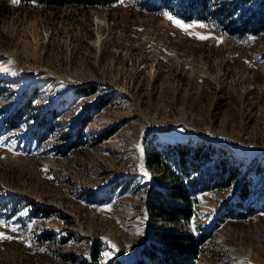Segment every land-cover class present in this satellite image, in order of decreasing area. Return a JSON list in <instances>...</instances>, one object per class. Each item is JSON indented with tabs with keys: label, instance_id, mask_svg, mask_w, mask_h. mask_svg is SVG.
Returning a JSON list of instances; mask_svg holds the SVG:
<instances>
[{
	"label": "rangeland",
	"instance_id": "374dc122",
	"mask_svg": "<svg viewBox=\"0 0 264 264\" xmlns=\"http://www.w3.org/2000/svg\"><path fill=\"white\" fill-rule=\"evenodd\" d=\"M207 2L264 14V0ZM136 3L0 0V264H132L168 226L148 214L165 184L146 146L178 143L211 144L249 182L245 215L225 208L240 179L198 196L193 228L210 236L196 264H264V29L241 40L187 20V0ZM180 116L196 134L169 125Z\"/></svg>",
	"mask_w": 264,
	"mask_h": 264
},
{
	"label": "trees",
	"instance_id": "16d2710c",
	"mask_svg": "<svg viewBox=\"0 0 264 264\" xmlns=\"http://www.w3.org/2000/svg\"><path fill=\"white\" fill-rule=\"evenodd\" d=\"M22 4H35L43 10L61 13L64 8L72 7L87 9L88 7L111 8L123 2L136 6L137 0H18ZM149 1V0H142ZM153 8L159 10L165 2L174 0H153ZM187 0L182 8L186 19H200L219 25L226 35L237 39L256 36L264 29V14L250 13L248 16L233 17L234 8L223 12L221 8L208 10L207 0ZM136 3V4H135ZM160 3V4H159ZM97 89L94 86L80 87L75 93L90 94ZM53 116V115H51ZM113 132L104 131L98 141L109 138ZM147 147L146 162L151 166L162 169L164 184L157 179V185L149 193L147 210L153 223L164 222L167 227L156 228L151 240L141 246L140 257L132 264H196L200 258L205 241L210 233L195 231L192 220L196 217L198 196L211 188L227 187L238 181V187L233 200L225 208L235 205L236 213L245 215L243 203L250 195L249 182L237 167L230 164L228 159L214 157L216 149L211 144L190 145L178 143L159 152ZM167 160L171 164L167 163ZM215 161V162H214ZM214 165H210L213 164ZM211 166V171L205 177H199L204 165ZM36 209V207L34 208ZM194 229V230H193ZM97 261L96 254L93 257ZM113 264H120L115 260Z\"/></svg>",
	"mask_w": 264,
	"mask_h": 264
},
{
	"label": "bare ground",
	"instance_id": "6f19581e",
	"mask_svg": "<svg viewBox=\"0 0 264 264\" xmlns=\"http://www.w3.org/2000/svg\"><path fill=\"white\" fill-rule=\"evenodd\" d=\"M171 122L172 123L169 125H175L177 123H185V124H187L189 130H191L194 134H196V132H197V129L193 128L195 126L191 122H188V119L185 116H180L179 118H177ZM143 128H147V129H145V132H149L151 129H153V127H149V125H145ZM199 137H203V136L200 135Z\"/></svg>",
	"mask_w": 264,
	"mask_h": 264
},
{
	"label": "snow or ice",
	"instance_id": "6c2138e0",
	"mask_svg": "<svg viewBox=\"0 0 264 264\" xmlns=\"http://www.w3.org/2000/svg\"><path fill=\"white\" fill-rule=\"evenodd\" d=\"M13 2H16V0H13ZM169 19H172V17H169ZM175 23L179 24V21H174ZM200 38H204V37H200Z\"/></svg>",
	"mask_w": 264,
	"mask_h": 264
}]
</instances>
